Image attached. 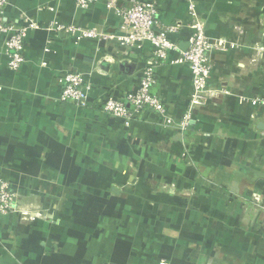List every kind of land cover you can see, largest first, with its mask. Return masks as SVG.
I'll list each match as a JSON object with an SVG mask.
<instances>
[{
	"label": "crops",
	"instance_id": "crops-1",
	"mask_svg": "<svg viewBox=\"0 0 264 264\" xmlns=\"http://www.w3.org/2000/svg\"><path fill=\"white\" fill-rule=\"evenodd\" d=\"M132 1L151 0L115 6ZM155 2L160 25L180 24L151 90L172 120L188 108L191 76L179 59L192 17L226 41L211 53L213 96L182 133L150 111L126 126L102 110L136 90L147 45L121 57L115 41L56 29L115 32L122 20L108 0L86 11L74 0L5 5L4 19L27 31L16 72L0 35V182L15 192L14 211L0 215V264H264V103H251L264 99V0ZM101 60L112 67L102 71ZM68 70L91 84L84 105L60 99Z\"/></svg>",
	"mask_w": 264,
	"mask_h": 264
},
{
	"label": "built area",
	"instance_id": "built-area-1",
	"mask_svg": "<svg viewBox=\"0 0 264 264\" xmlns=\"http://www.w3.org/2000/svg\"><path fill=\"white\" fill-rule=\"evenodd\" d=\"M95 2L96 0H74L76 7L84 11L91 9ZM7 4L8 0H0V35L3 37V45L8 58L7 67L16 72L24 61L22 41L26 35L27 27L4 19L3 9ZM108 5L115 8L122 20L115 32L72 24L56 27L60 33L76 35L79 38L89 37L103 41H115L117 42L115 51L120 53L121 57L128 55L132 48L140 46V44H145L151 49V55L141 69L136 90L125 92L119 97L107 98L102 104V110L110 117L122 119L126 126L132 120L139 118L142 112L150 111L160 117L165 125L179 133L184 132L190 123L193 110L204 107L213 96L214 91L209 86V77L213 70L211 53L225 49L226 41L210 39L205 33L204 21L197 16L192 17L190 20L192 32L187 37L186 48L180 52L179 59V62L187 65L191 76L188 108L179 120H172L167 117L161 101L151 90L156 81L155 67L162 64L168 51L178 49L177 45L167 38V35L177 32L180 24L160 25L157 19L158 5L155 0L150 2L132 1L128 6L123 7H116L115 0H108ZM47 8L50 11L54 10L51 5ZM188 8L193 11L192 4H189ZM45 50L47 51V49ZM258 51L264 55V45L259 47ZM57 81L61 87V100L85 104L87 91L91 84L83 81L81 72L68 70ZM241 100L246 99L243 97ZM251 103H264V99L254 98ZM13 199H15V192L9 184L5 181L0 182V215L14 211ZM257 201L261 203V199L258 197ZM22 213L24 212H21L20 216Z\"/></svg>",
	"mask_w": 264,
	"mask_h": 264
},
{
	"label": "water",
	"instance_id": "water-1",
	"mask_svg": "<svg viewBox=\"0 0 264 264\" xmlns=\"http://www.w3.org/2000/svg\"><path fill=\"white\" fill-rule=\"evenodd\" d=\"M99 67L102 71H108L111 67L112 64L105 60H101L99 63ZM135 67L134 63H128L127 61H122L121 63L118 64V69L124 73H131Z\"/></svg>",
	"mask_w": 264,
	"mask_h": 264
}]
</instances>
